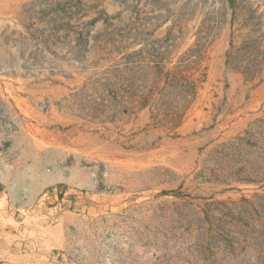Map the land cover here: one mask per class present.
<instances>
[{"label":"rangeland","instance_id":"obj_1","mask_svg":"<svg viewBox=\"0 0 264 264\" xmlns=\"http://www.w3.org/2000/svg\"><path fill=\"white\" fill-rule=\"evenodd\" d=\"M0 264H264V0H0Z\"/></svg>","mask_w":264,"mask_h":264}]
</instances>
